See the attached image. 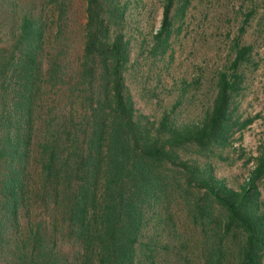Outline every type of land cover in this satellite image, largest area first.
Segmentation results:
<instances>
[{
  "label": "trees",
  "instance_id": "trees-1",
  "mask_svg": "<svg viewBox=\"0 0 264 264\" xmlns=\"http://www.w3.org/2000/svg\"><path fill=\"white\" fill-rule=\"evenodd\" d=\"M77 1L0 0V264H157L160 247H169L157 237L171 221V197L187 187L225 210L204 237L203 264H213L208 251L217 234L231 231L241 235V264H262L264 149L238 187L209 162L211 155L223 159L235 127L247 124L236 117L234 97L252 46L237 40L198 118L178 117L181 100L152 121L137 114L127 84L135 67L131 12L146 3L83 0L76 29ZM175 1L164 2L162 24L144 38L143 53L166 57ZM206 74L181 85L199 90ZM189 147L197 148L196 160ZM192 213L211 225L199 201Z\"/></svg>",
  "mask_w": 264,
  "mask_h": 264
},
{
  "label": "rangeland",
  "instance_id": "rangeland-1",
  "mask_svg": "<svg viewBox=\"0 0 264 264\" xmlns=\"http://www.w3.org/2000/svg\"><path fill=\"white\" fill-rule=\"evenodd\" d=\"M140 1L145 2L147 8L143 11L142 3L138 8L133 6L131 12L129 28L133 44L130 62H134L135 67L127 73V84L137 114L147 116L152 121H158L165 111L171 110L181 100L183 103L176 111L179 113L178 117L182 120L198 118L208 104V90L214 73L229 67L235 58L237 40L243 45L252 46L253 58L243 67V83L234 97L236 117L241 124H247L235 127L230 145L223 150V159L215 155H211L212 159H209L216 176L225 178L238 187L254 170L256 158L264 149V0H255L256 6L249 0H189L188 7L187 0H176L173 11L176 21L171 47L165 58L143 53L141 46L149 33L160 28L166 0ZM75 12L76 29H79L78 24L84 13L83 0L77 1ZM135 26L143 34L137 28L135 30ZM81 38L80 33L72 38V60L80 53ZM201 70L207 73L202 88L197 90L196 86L188 88L181 85L183 78L193 82ZM196 149L188 148L194 160L199 156ZM199 160L205 161L202 157ZM259 187L264 213V179ZM197 201L207 208L211 225L202 226V221H197L193 216L192 205ZM169 211L170 214L167 215L171 221H168L167 231L157 237L159 242L169 244V247H160L157 264L206 262L208 259L205 256L204 237L215 233L208 234L211 228L216 229L215 224L224 217L225 210L212 198L198 195L196 189L187 187V190L182 189L171 197ZM239 238L241 235L236 231L222 237L217 234L213 241L214 248L208 251L214 252L210 263L241 264Z\"/></svg>",
  "mask_w": 264,
  "mask_h": 264
}]
</instances>
